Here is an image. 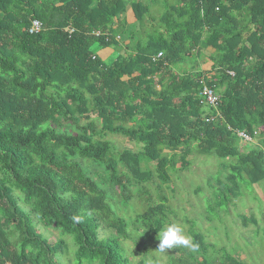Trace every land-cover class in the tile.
<instances>
[{"label": "trees", "instance_id": "trees-1", "mask_svg": "<svg viewBox=\"0 0 264 264\" xmlns=\"http://www.w3.org/2000/svg\"><path fill=\"white\" fill-rule=\"evenodd\" d=\"M127 4L0 0V264H55L64 242L50 243L40 227H59L73 237L75 264H130L123 247L127 223L114 215L107 189L82 160L102 168L106 183L123 196L127 185L153 177L170 182L175 159L164 149L213 157L219 161L207 198L213 217L228 214L243 189L264 182V0L165 1L159 27L106 63L97 50L119 47L121 36L131 33L115 26ZM129 5L143 26L149 6L140 0ZM34 19L42 29L31 35ZM206 51L210 70L202 73L197 60ZM179 65L189 68L176 72ZM201 76L219 96L217 121L207 120L215 110L196 97ZM234 130L256 136L259 145L246 143L243 151ZM103 133L140 148L118 150L95 138ZM143 161L154 171L141 170ZM166 201L161 197L136 215L142 233L158 234L167 222ZM237 216L264 236L254 214ZM190 236L199 251L176 263L245 264L224 251L215 262L204 236Z\"/></svg>", "mask_w": 264, "mask_h": 264}, {"label": "rangeland", "instance_id": "rangeland-1", "mask_svg": "<svg viewBox=\"0 0 264 264\" xmlns=\"http://www.w3.org/2000/svg\"><path fill=\"white\" fill-rule=\"evenodd\" d=\"M140 1L149 6V13L152 17L163 14L165 1L168 3L174 2V0ZM145 29L144 20L143 26L140 27L137 24L136 28L129 31L131 33L121 36V40L118 42L119 47H114L115 49L112 48L111 51H122L125 48V40L131 39L134 43ZM91 49L96 50V44L92 45ZM205 55L204 52L199 60L204 62ZM95 138L110 141L118 150L138 151L140 148V145L120 135L103 133ZM250 144L252 146L259 145V139L254 136ZM250 144L242 143V150L248 151ZM184 153L183 148L163 150L164 155H167V157L172 156V159H175V169L168 172L170 177L168 184L162 185L153 177L141 186L127 185L123 196L120 195L118 189L112 188L106 183L107 176L102 168L97 167L91 161L82 160L87 174L99 184L101 182L103 185H100L107 189L106 203L113 210L114 215L127 223L128 238L124 240L123 247L124 254L129 258L130 264H134L141 259L147 264H178L177 261L173 260L178 259L179 256H184V261L188 259L186 253L195 255L190 249L183 247L168 249L166 252L161 253L158 250V234H144L139 225L135 223L136 215L141 213L150 203H158L161 197H165L167 200L166 204L169 209L167 222L180 224L188 236H190V231L201 233L205 242L211 246V248H208L207 255L215 257V262H220L222 256L228 254L229 256H236L245 264H264V236L262 232L255 236V227L252 225L243 227L240 218L237 216V214L247 215L252 213L258 220L257 229L263 227L264 182L254 185L252 188L249 187V191L243 189V195L233 204H230L228 214L219 212L218 216L213 217L207 212V198L209 199L212 196V187L215 186L214 179L218 173L219 161L213 157L199 154L195 150L186 152L183 157ZM183 160L188 163L185 168L182 166ZM153 167L145 161L141 164V170L143 171L153 172ZM40 232L50 243L59 240L64 242L62 249L53 256L55 264H75L73 253L76 246L71 235L66 234L59 227H40ZM222 251H224L223 255ZM198 256L197 260L199 261L202 255L198 253Z\"/></svg>", "mask_w": 264, "mask_h": 264}, {"label": "crops", "instance_id": "crops-1", "mask_svg": "<svg viewBox=\"0 0 264 264\" xmlns=\"http://www.w3.org/2000/svg\"><path fill=\"white\" fill-rule=\"evenodd\" d=\"M133 0H128V4L126 5V9L124 10V12H122L119 17L115 20V26L117 24L119 25H125V31H132L133 28H136V22L133 18V14L131 12L130 9V2ZM160 16L157 17H152V16H148L145 19V25H146V29L145 31L142 33L144 35H147L149 33L152 32V30L154 28H158L159 25L156 21H158V18ZM155 22V23H154ZM114 26V27H115ZM121 40V39H120ZM137 42V40H135L134 43H132L131 39L125 40L124 41V46L125 48H123L122 51L119 52H112L111 48H107V49H103V50H97V55L106 63H110L112 62L117 56H124L126 55L125 53L130 52L132 45H134ZM206 54H208V52L206 51ZM112 59V60H110ZM204 62H202L201 60H197V68L202 72V73H208L210 70V62L207 60V57L205 55L204 57ZM184 68H189L187 65H179L177 67H175V71L176 72H182ZM197 69V70H198Z\"/></svg>", "mask_w": 264, "mask_h": 264}, {"label": "built area", "instance_id": "built-area-1", "mask_svg": "<svg viewBox=\"0 0 264 264\" xmlns=\"http://www.w3.org/2000/svg\"><path fill=\"white\" fill-rule=\"evenodd\" d=\"M42 29V24L40 21L34 19L31 20L30 25L27 29L28 34H38ZM99 33L96 32L95 36H98ZM116 40H119L120 37L116 36L115 38ZM228 74L230 76H233V72H228ZM198 84H199V89L197 91L196 97L198 98L199 102L204 105V106H208L212 109L215 110L214 115H208L207 116V120L210 122L213 121H217L219 119H221V116L219 114V112L217 111V105L219 102V96L215 93L214 88L212 86H210L208 84V81L206 79V77L201 76L198 80ZM236 136L238 137V139L241 141V143H250L252 141V136L240 131V130H234Z\"/></svg>", "mask_w": 264, "mask_h": 264}, {"label": "clouds", "instance_id": "clouds-1", "mask_svg": "<svg viewBox=\"0 0 264 264\" xmlns=\"http://www.w3.org/2000/svg\"><path fill=\"white\" fill-rule=\"evenodd\" d=\"M158 250L161 253L172 248H188L192 252L199 251V245L188 236L183 227L175 222H165L158 232Z\"/></svg>", "mask_w": 264, "mask_h": 264}]
</instances>
